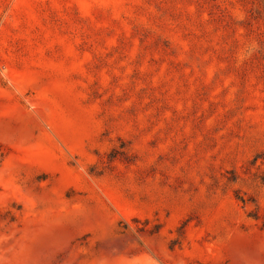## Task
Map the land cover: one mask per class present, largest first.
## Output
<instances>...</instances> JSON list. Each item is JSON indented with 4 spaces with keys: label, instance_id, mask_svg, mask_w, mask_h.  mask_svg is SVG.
<instances>
[{
    "label": "rangeland",
    "instance_id": "374dc122",
    "mask_svg": "<svg viewBox=\"0 0 264 264\" xmlns=\"http://www.w3.org/2000/svg\"><path fill=\"white\" fill-rule=\"evenodd\" d=\"M264 0H0V264H264Z\"/></svg>",
    "mask_w": 264,
    "mask_h": 264
},
{
    "label": "trees",
    "instance_id": "16d2710c",
    "mask_svg": "<svg viewBox=\"0 0 264 264\" xmlns=\"http://www.w3.org/2000/svg\"><path fill=\"white\" fill-rule=\"evenodd\" d=\"M261 180H262V183H263V185H264V176L261 178Z\"/></svg>",
    "mask_w": 264,
    "mask_h": 264
}]
</instances>
